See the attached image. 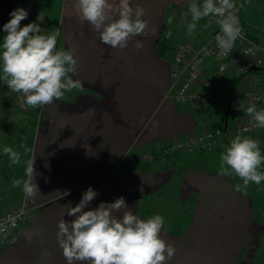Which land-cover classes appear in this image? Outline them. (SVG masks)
Segmentation results:
<instances>
[{"label":"crops","instance_id":"1","mask_svg":"<svg viewBox=\"0 0 264 264\" xmlns=\"http://www.w3.org/2000/svg\"><path fill=\"white\" fill-rule=\"evenodd\" d=\"M40 1L56 13L55 21L47 23V31L58 29L57 43L61 42L63 50H74L75 80L93 93L88 97L79 94L70 103L56 100L41 107L47 120L53 121L37 122L35 148L41 141L44 149H21V162L9 169L1 191L0 213L25 206L29 219L0 238V264H67L57 240L58 223L62 218L74 219L65 213L69 205L75 207L80 202L89 187L98 195L87 210L123 197L129 208L115 215L130 210L148 219L151 216L138 209L142 198L159 191L176 175L180 176L179 198L195 200L183 232L174 235L162 228L161 237L175 248L167 264H252L257 258L264 262V220L255 216L257 208L264 206V182H250L244 188L243 181L234 175H220V159L214 153L225 151L223 145L216 141L209 150L178 151L166 157L155 154L151 160H139L145 151L160 154L174 140L200 132L210 120L207 109L211 99L207 107L180 104L172 90L171 47L179 37L176 32L167 33L163 25L173 24L176 7H186L189 0H131L133 9L144 10L142 19L148 26L123 49L100 41V34L79 18L76 0ZM109 3L112 15L118 18L119 0ZM249 3L239 11L240 25L250 36L264 40V0ZM170 6L175 8L172 13ZM167 7L169 12L165 13ZM199 22L204 27L190 38L194 44L214 30L208 18ZM159 40L166 45L164 53L159 52ZM137 41L142 44L139 49ZM204 62L207 75L212 61ZM226 73L224 80L215 84L228 89L229 114L230 96L239 86L231 73ZM246 137L258 140L264 153L261 135ZM132 156L139 163L137 168H131ZM30 159H34V182L40 191L35 197L26 196L22 186L12 185L14 179H26ZM263 166L258 171L264 172ZM237 184L240 191L235 190Z\"/></svg>","mask_w":264,"mask_h":264},{"label":"clouds","instance_id":"2","mask_svg":"<svg viewBox=\"0 0 264 264\" xmlns=\"http://www.w3.org/2000/svg\"><path fill=\"white\" fill-rule=\"evenodd\" d=\"M75 8L81 21L90 24L100 34V41L113 49L127 47L148 26L142 19L144 10L133 9L131 0H119L118 18L112 15L113 5L109 0H76ZM235 8L233 0H203L201 4L192 0L188 12L181 15L191 16V22L187 23L188 35L193 34L200 20L214 18L220 27V33L215 36L216 47L226 57L242 33ZM10 16L3 25L6 35L0 46V81L11 91L21 93L23 102L31 108L63 100L66 92L83 91V83L72 79L77 65L74 50H57L59 30L46 33L36 22L21 27V22L28 17L24 8L14 9ZM184 22L182 19L181 23ZM135 47L139 49L142 44L137 41ZM246 115L253 127L264 128V110H257L253 103L247 107ZM259 145L258 140L237 135L220 156L219 174L239 177L244 188L250 182L259 185L264 181V172L258 171L264 164ZM85 147L91 151L89 146ZM3 153L10 164L21 162L20 153L12 147L5 146ZM25 175L26 179H14L12 185L22 186L26 196L35 197L40 191L34 182V159L27 161ZM235 190L240 191L241 185H235ZM97 195L89 187L80 202L75 207L69 205L65 213L74 219L62 218L58 223L57 240L67 264H167L175 248L161 237L163 216L141 219L126 210L118 217L114 213L129 208L123 197L87 210Z\"/></svg>","mask_w":264,"mask_h":264},{"label":"built area","instance_id":"3","mask_svg":"<svg viewBox=\"0 0 264 264\" xmlns=\"http://www.w3.org/2000/svg\"><path fill=\"white\" fill-rule=\"evenodd\" d=\"M233 3L236 5L235 14L238 18L241 6L248 2L233 0ZM208 19L215 28L207 39L198 44H178L171 49L174 99L180 104L192 103L204 107L211 99L212 84L224 80L226 72H230L232 80L236 81L234 84L239 86L233 96H230L232 101L228 108L234 116V133L241 137L261 135L264 140V128L253 127L249 123L251 118L246 115L247 107L253 103L257 110H264V40L242 31L230 54L221 56L215 41L220 27L214 18ZM209 58L212 67L206 75L204 61ZM215 138L214 130L203 128L200 132H192L182 139L174 140L163 147V152L156 153V156L164 157L165 153L172 151L191 153L211 149ZM154 157V152L150 151L142 153L139 160H151ZM28 219L29 210L25 206L8 208L0 213V238Z\"/></svg>","mask_w":264,"mask_h":264},{"label":"rangeland","instance_id":"4","mask_svg":"<svg viewBox=\"0 0 264 264\" xmlns=\"http://www.w3.org/2000/svg\"><path fill=\"white\" fill-rule=\"evenodd\" d=\"M196 1L197 0H195V2ZM245 1L251 3V0L250 1L245 0ZM191 2L192 0L186 1L185 2L187 3L186 7L184 6L176 7L175 11H174L175 9L174 7L172 6L169 7V10H171V13L173 11L176 13L175 22L170 25L167 22L163 26L165 30H167V33L176 32L177 36L179 37L176 45L172 46L171 49L176 47L178 44L188 43V42L193 43L194 42L193 39H190V38L194 35L196 30L198 29L201 30L204 27L202 26L203 25L202 22H198L197 28L193 32V34L188 35L187 23L191 22V16L189 14L187 15L186 18H183L181 14L188 12V7ZM43 4L40 0H19L17 2L14 9L24 8L28 11V17L27 19L21 22V27H23L24 25H27L28 23L36 22L40 24V27L43 28L46 31V33H50L49 31H47V28H48L47 23H49L50 25L51 21L52 22L55 21L56 13L55 11L52 12L50 7L47 8V6L45 7ZM249 4L248 6H250ZM57 6L58 5H56V7ZM242 6L240 10L242 9ZM167 12H169L168 7L165 10V13ZM182 19H185V22L183 23V25L177 26L179 24V21H181ZM213 27L215 28L214 25ZM184 38L186 39V41H183ZM2 43H3V40H2ZM56 47H57V50L63 49L60 41L57 43ZM0 51H2V47H0ZM0 64H2V62H0ZM76 76H77L76 73L72 75V79L75 80ZM212 85H213L211 87L212 96H210L211 103L209 104L208 109H207L210 114V120L209 122L205 124L204 128L214 130L216 133L215 143L217 141L219 145L221 146L223 145V147L226 148L227 146H230V142L236 137V134L234 133V128H233L234 116L232 113L228 114V110L226 109L228 107L227 103H228L229 93H228V89L220 85V83H216V84L214 83ZM92 93H93L92 89H88L87 87H84L83 91L73 90L71 92H66L65 97L62 101L70 103L73 99H76L79 96V94H82L84 97H88L89 94H92ZM30 109L31 107H29L23 102L21 93H15L11 91L10 89L7 88V86L4 84L3 81H0V197H1V191L3 188L4 182H5L6 176L8 174V171L9 169L11 170V168L13 167V164H10L8 156H6L3 153V148L5 146L12 147L17 152H20L21 149H44L42 147L41 141H38L37 146L35 148L34 142L36 139V134H37V129H38L37 122L39 120H43V121L49 120L50 121V119L47 120L46 116L43 114V110L41 107H39L36 117H34L33 115L29 117L28 110ZM26 119H30V122L27 124V127H26L27 130H26L25 137L19 140L18 139V136H20L19 126L20 124L25 123ZM49 121L47 122V124L53 123V121L52 122L51 121L49 122ZM49 145H50V140H49L47 149H50ZM195 152H199V151H195ZM224 152L225 151H222V153ZM206 153H210V152L207 151ZM214 154H215V157L220 159V156H221L220 153H214ZM237 179H240V178L237 177ZM263 182L264 181H262L261 183Z\"/></svg>","mask_w":264,"mask_h":264},{"label":"trees","instance_id":"5","mask_svg":"<svg viewBox=\"0 0 264 264\" xmlns=\"http://www.w3.org/2000/svg\"><path fill=\"white\" fill-rule=\"evenodd\" d=\"M19 0H0V46L2 44L4 31L3 25L7 23L10 19V12H12ZM241 26V25H240ZM242 31L247 33L243 27ZM248 34V33H247ZM159 52L164 53L166 51V46L164 45L163 40H159L158 43ZM39 107L31 108L28 110V116L32 115L36 117ZM30 112V113H29ZM30 122V119H26L25 123L20 124L19 131L20 136L18 139L25 137L27 124ZM214 147V146H213ZM212 149V148H211ZM165 149L163 148L161 152ZM203 151V150H200ZM178 151H172L165 153L164 157L168 155H174ZM154 154H156L154 152ZM131 162L133 166L131 168H137L139 166L137 159L133 156L131 157ZM180 176L176 175L173 180L168 182L167 185H164L159 191L153 193V195L145 196L142 198V202L139 205V211L142 209V214L145 216H154L161 215L164 217L165 223L164 226L167 228V231L174 235H178L182 230H184L191 220V214L194 205V198L189 197L186 200H181L178 194ZM163 197V199H162ZM162 199V200H161ZM159 200V201H158ZM256 218L259 221L264 220V206L260 205L256 211ZM253 264H264V262L257 258Z\"/></svg>","mask_w":264,"mask_h":264}]
</instances>
